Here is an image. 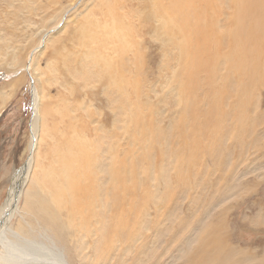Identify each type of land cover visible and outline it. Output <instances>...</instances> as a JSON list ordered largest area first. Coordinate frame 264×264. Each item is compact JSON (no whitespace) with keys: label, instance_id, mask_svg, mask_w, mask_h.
I'll return each instance as SVG.
<instances>
[{"label":"rangeland","instance_id":"1","mask_svg":"<svg viewBox=\"0 0 264 264\" xmlns=\"http://www.w3.org/2000/svg\"><path fill=\"white\" fill-rule=\"evenodd\" d=\"M100 1L0 0V208L20 193L10 226L27 210L35 229L23 234L52 235L68 264H264V0H212L211 26L188 53L156 13L162 0H122L115 13L132 47L94 38L82 47ZM134 58L138 81L125 75ZM115 63L125 74L103 76ZM31 83L41 123L22 187ZM79 149L92 156L81 179L90 167L105 185L115 155L120 164L121 211L104 191L94 218L80 208L95 244L75 243L41 212V200L67 188L66 162ZM65 194L50 208L60 222L71 213Z\"/></svg>","mask_w":264,"mask_h":264},{"label":"bare ground","instance_id":"2","mask_svg":"<svg viewBox=\"0 0 264 264\" xmlns=\"http://www.w3.org/2000/svg\"><path fill=\"white\" fill-rule=\"evenodd\" d=\"M123 2L122 0H106L105 3L100 1V9L95 10L92 13L94 17L99 18V22H89L88 25H84L81 28L82 47H87V45L91 42V38H94L95 42L99 44L107 43L111 45L116 44L118 46V43H120L122 45L128 44L132 47V43L130 42V38L128 36L129 28L120 24L115 13L117 8H123L126 5L122 4ZM212 11V0H162L161 7L157 8L156 13L165 17L164 28L166 31L168 23L171 24V29L175 28L178 32H180L182 38H180L177 34H172V38L176 41L177 46L181 47L183 53H188L191 48L185 49V47L189 48L190 44L191 46L195 44L197 45L198 43H195L194 41L200 38L203 34V30H206L204 27L208 28L211 26L210 23L213 21ZM133 15L136 18L135 10L133 11ZM152 15L153 13H150L149 17ZM169 17L173 19L169 20ZM202 25H204V27ZM138 29L140 31L139 27ZM114 50L116 53H119L118 47L114 48ZM112 52L114 53V51ZM185 55L188 56V54ZM188 59L189 57H186V60ZM27 60L31 62V56H28ZM111 62V60H107L106 65H110ZM133 64L134 66L128 72L131 73L130 75L125 74L124 68L120 64L117 66L115 63L113 68L110 69L111 66H106L103 69V76H123L125 74L129 77V79H134L135 77V80L138 81V73L140 70H138L139 65L136 63L135 58L133 59ZM31 96L32 112L34 117L30 123L31 136L29 135L28 144L29 159L26 165L27 167L22 170L25 173L22 187L30 180L29 176L33 162V154L36 150L38 132L41 123L40 106L42 99L39 91L32 83ZM81 152L82 150L79 149L77 150L75 156H70L68 154L71 158L66 162L67 188L54 191L50 200H41L40 206L41 212L46 215L52 226L64 231H74L73 236L75 239H73V241L75 243L87 245V238L91 239V242L95 244V240L98 238V235H94L89 226L79 227L82 225L81 219L83 217L80 213V208L84 206H87L88 208L91 206L89 211H91L92 217L94 218L98 214L97 207L100 203L98 198L101 196L100 194L102 191H104L105 195H109V193L112 192L115 196H113L115 198L113 202L115 205V213L119 210L121 211L124 206V202L119 198L120 194L118 190L120 187L118 184V178L120 176V164L116 155L106 170L110 172L111 182H106L108 178L106 175V178L103 176L104 179L102 180L105 181V185H102L98 172L90 167L87 168V175L83 179L76 176L75 172L78 170L80 172V166L83 164V161L88 163L92 162V156L82 154ZM51 172L52 169L49 172L47 171V174H51ZM80 174L82 173L80 172ZM65 192L70 194L69 203L71 213L67 215V218L64 221L62 220V222H60L59 216L50 211V208L60 209L62 207L64 202L67 200ZM16 194L17 191H12L0 208V264H68L69 256L64 251L66 248L56 245L52 235H48L45 231H42L38 233L37 239H30L23 234L22 228H28V231L31 233H33L35 229L34 225L30 221L26 220V216L28 214L27 210L25 211L26 214H22V217L19 216V219L23 224L20 225V228L15 230L10 226L11 218L13 215L18 213L17 202L19 200L20 193H18V195ZM122 196L123 195L121 194L120 197ZM120 229L121 228L116 230L118 231ZM117 231L115 232L117 233ZM91 250H93V246H91Z\"/></svg>","mask_w":264,"mask_h":264}]
</instances>
